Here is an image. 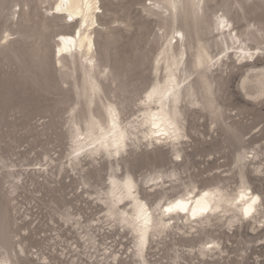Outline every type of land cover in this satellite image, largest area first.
Returning a JSON list of instances; mask_svg holds the SVG:
<instances>
[{"label": "rangeland", "instance_id": "rangeland-1", "mask_svg": "<svg viewBox=\"0 0 264 264\" xmlns=\"http://www.w3.org/2000/svg\"><path fill=\"white\" fill-rule=\"evenodd\" d=\"M156 1L99 0L93 36L95 77L102 91L92 96L91 111L96 116L104 115V106L115 104L124 119L136 120L142 115L141 101L157 80H163V64L156 73V61L164 57L166 40L178 37L174 30L185 22L172 25L169 14L154 7ZM55 3L0 0V261L104 264L114 250L129 254L133 239L122 228L111 229L106 209L97 199L96 188L106 189L107 173L101 170L109 159L95 164L88 159L83 170L70 161L76 129H86L85 88L94 74L80 60L55 57L59 34H73L78 26L64 15L55 18ZM181 6L190 21L188 6ZM208 13L213 20L228 15L242 35L243 46L260 51L253 58H240L238 44L230 42V50L224 47L222 53L214 46L217 32L208 34L204 25L198 27L214 60L207 78H202V68L190 79L199 102L192 106L187 99L181 105L186 112L180 121L187 137L174 149L161 143L154 147L150 138L139 134L142 139L127 159L136 163L137 176H162L150 182L149 191L156 184L160 189L162 181L174 194L186 186L200 189L207 182L220 181L235 194L247 180L262 195L264 212V0H210ZM189 30L194 38L195 29ZM118 71L126 75L114 81ZM238 133L241 140L235 137ZM158 147L160 157L155 152ZM85 175L90 189L83 183ZM263 226L264 220L258 228L247 220L229 227L223 220L201 233L180 223V230L160 237L153 255L162 264H173L177 256L188 264H264ZM92 234L104 246H93ZM213 240L220 242L225 254L203 258L202 245ZM212 247L207 245V250ZM182 259L179 262L186 264Z\"/></svg>", "mask_w": 264, "mask_h": 264}, {"label": "bare ground", "instance_id": "bare-ground-1", "mask_svg": "<svg viewBox=\"0 0 264 264\" xmlns=\"http://www.w3.org/2000/svg\"><path fill=\"white\" fill-rule=\"evenodd\" d=\"M188 6L192 18L186 20L187 11L181 12L182 4ZM99 0H56L52 9L55 18L64 17L76 20L78 24L73 34L61 33L58 36L55 57L62 60L64 55L74 60H80L86 64L89 72L94 74L92 82H87L85 96L88 99L89 116L85 118V132L77 127L75 136V149L71 154L72 165L82 167L88 159L89 164L98 163L105 158L109 159L105 171L108 177L105 180L106 189L96 188L99 202L105 207L107 221L111 229L122 228L132 236L133 248L127 254L118 255L105 248L104 264H162L155 258L153 250L160 237L169 232L180 230L183 227L204 233L209 228L216 226L225 220L229 227L234 223L252 224L256 228L263 224L264 212H262V195L253 191L247 180H243L235 194L228 193L221 182H207L200 189L194 185L186 186L183 192L174 194V189H167L162 181L160 189L158 184L149 191L150 182L162 179L156 177L147 179L144 175L137 176L134 168L136 163L127 159L132 154V147L142 139H149V144L155 147V143L170 145L176 149L182 145L187 134H183L181 117L185 115V108L181 105L190 100L192 106L199 102L193 81L194 74L205 68V75L211 71L214 58L210 53L209 43H202L198 27L205 26V33L217 32L218 37L214 46L224 52V47L230 50V42L238 44L237 50L240 58H253L260 51L243 46L242 35L235 30L233 21L228 15L222 14L216 20L210 18V0H158L153 5L162 11V15L169 14L171 24L185 22L174 30L178 37L166 40L161 60L156 61L155 72L159 73L160 65L163 64L164 78L157 80L141 101L142 115L136 120L129 121L122 117V110L115 104L104 106V115L96 116L91 111L94 104L92 96H97L102 91V85L95 77L98 67L94 53L96 44L93 36L95 25L98 24ZM195 29L194 38H191L189 29ZM212 28V30H210ZM176 42L173 43V40ZM189 52L191 59H189ZM193 52V53H192ZM230 60V57H229ZM220 61V60H219ZM223 64H227L221 60ZM256 65L257 62H255ZM259 63V62H258ZM259 66V65H258ZM102 73V72H101ZM126 75V71H118L113 80L117 81ZM211 88L208 85V89ZM213 101H210V105ZM186 120V117L183 119ZM241 140V134L235 135ZM157 156L162 155V149H156ZM99 173V172H98ZM101 173V172H100ZM99 173V174H100ZM171 175H174L172 173ZM243 179L246 178L242 175ZM91 178V177H90ZM85 186L92 188L88 176L82 177ZM108 183V184H107ZM192 187V189H191ZM198 193L195 194V190ZM89 194V191H85ZM180 203L183 207L176 205ZM172 207V211H166ZM79 225H82L79 222ZM264 227V226H263ZM89 241L93 246L99 244L95 236L90 235ZM213 244L208 251L207 245ZM107 246V245H106ZM190 250V249H189ZM191 253V252H190ZM220 258L225 254L224 247L219 241L205 242L202 245L200 255L205 258L210 256ZM112 259L111 262H108ZM177 256L173 264H181ZM186 264L187 260L182 259ZM101 264L100 261H97ZM0 264H7L5 260Z\"/></svg>", "mask_w": 264, "mask_h": 264}, {"label": "snow or ice", "instance_id": "snow-or-ice-1", "mask_svg": "<svg viewBox=\"0 0 264 264\" xmlns=\"http://www.w3.org/2000/svg\"><path fill=\"white\" fill-rule=\"evenodd\" d=\"M177 158H179V157H177ZM176 207H180L181 208V210H183V207H182V205L180 204V203H178L177 205H176ZM166 211H172V207H168L167 209H165ZM210 247H211V245H210Z\"/></svg>", "mask_w": 264, "mask_h": 264}]
</instances>
